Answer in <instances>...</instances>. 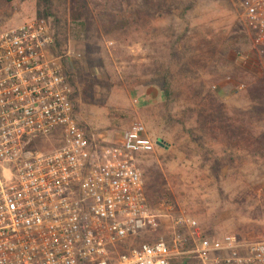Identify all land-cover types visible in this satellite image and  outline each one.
<instances>
[{"label":"rangeland","instance_id":"rangeland-1","mask_svg":"<svg viewBox=\"0 0 264 264\" xmlns=\"http://www.w3.org/2000/svg\"><path fill=\"white\" fill-rule=\"evenodd\" d=\"M51 1L44 19L65 28L56 54L89 141L112 145L141 122L159 141L140 158L153 209L182 211L210 236L263 239L264 70L237 0ZM40 6L0 0V30ZM163 222L154 238L168 237Z\"/></svg>","mask_w":264,"mask_h":264},{"label":"built area","instance_id":"built-area-1","mask_svg":"<svg viewBox=\"0 0 264 264\" xmlns=\"http://www.w3.org/2000/svg\"><path fill=\"white\" fill-rule=\"evenodd\" d=\"M237 3L264 70V0ZM54 49L44 18L0 30V264H264V238L205 236L149 205L140 158L159 141L135 122L93 145ZM164 218L168 237L154 238Z\"/></svg>","mask_w":264,"mask_h":264},{"label":"trees","instance_id":"trees-1","mask_svg":"<svg viewBox=\"0 0 264 264\" xmlns=\"http://www.w3.org/2000/svg\"><path fill=\"white\" fill-rule=\"evenodd\" d=\"M45 1H46L47 7L44 8V10L46 12L41 10V6H40V8L38 9L37 15L40 18L43 17V18L49 19V16H51V11L50 10H52V8H53V6L51 4L52 1L51 0H45ZM41 3H40V5H41ZM54 37H55L54 53L56 54L57 50H59V51L61 50L62 45L64 44L65 38H66L65 28L60 25V21L59 20L55 21V24H54ZM170 94H171V85H170V82L166 79V81H165V89H164V96L166 98L167 103L171 101ZM53 143L58 145V142L56 141V139H54ZM44 147H45V149H49L50 148V143L45 144ZM145 192H146L148 203L153 208V203H152V200H151V196L149 194V184H148V182H146V184H145ZM204 235L205 236H210V235L207 234V232H204ZM142 241H152V240L149 237H147V238L146 237L145 238H138L137 239V243L138 242H142ZM184 264H195V263L193 261H191V260H186Z\"/></svg>","mask_w":264,"mask_h":264}]
</instances>
